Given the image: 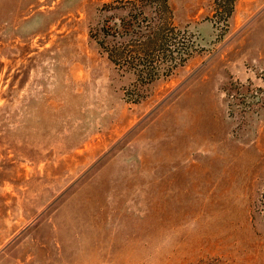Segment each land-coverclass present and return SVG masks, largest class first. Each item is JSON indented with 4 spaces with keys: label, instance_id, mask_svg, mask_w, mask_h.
Instances as JSON below:
<instances>
[{
    "label": "rangeland",
    "instance_id": "rangeland-1",
    "mask_svg": "<svg viewBox=\"0 0 264 264\" xmlns=\"http://www.w3.org/2000/svg\"><path fill=\"white\" fill-rule=\"evenodd\" d=\"M115 1L0 0V264H264V0H169L194 55L137 103Z\"/></svg>",
    "mask_w": 264,
    "mask_h": 264
},
{
    "label": "trees",
    "instance_id": "trees-1",
    "mask_svg": "<svg viewBox=\"0 0 264 264\" xmlns=\"http://www.w3.org/2000/svg\"><path fill=\"white\" fill-rule=\"evenodd\" d=\"M90 37L118 70L134 77V103L147 97L141 88L170 77L194 55V44L173 24L169 0L105 4Z\"/></svg>",
    "mask_w": 264,
    "mask_h": 264
}]
</instances>
